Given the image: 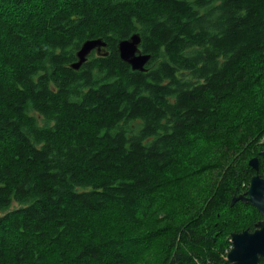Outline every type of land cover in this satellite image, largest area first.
Masks as SVG:
<instances>
[{
    "label": "trees",
    "instance_id": "trees-1",
    "mask_svg": "<svg viewBox=\"0 0 264 264\" xmlns=\"http://www.w3.org/2000/svg\"><path fill=\"white\" fill-rule=\"evenodd\" d=\"M263 149L264 0H0V264H229Z\"/></svg>",
    "mask_w": 264,
    "mask_h": 264
},
{
    "label": "water",
    "instance_id": "water-1",
    "mask_svg": "<svg viewBox=\"0 0 264 264\" xmlns=\"http://www.w3.org/2000/svg\"><path fill=\"white\" fill-rule=\"evenodd\" d=\"M141 42V34L134 32L129 37L119 40L117 47L123 61L130 64L134 70L145 71L151 54L142 50ZM93 52L102 56L109 54L108 43L103 37L85 40L76 52L77 59L70 66L79 69ZM260 155L264 157V150L260 152ZM249 163L257 171L252 176L247 191L234 196L231 205L237 200L244 203L251 202L261 212L263 219L255 223L253 231L243 229L231 233L232 244L227 254L229 264H264L260 260L264 256V177L259 173L258 156L251 158Z\"/></svg>",
    "mask_w": 264,
    "mask_h": 264
},
{
    "label": "flooded vegetation",
    "instance_id": "flooded-vegetation-1",
    "mask_svg": "<svg viewBox=\"0 0 264 264\" xmlns=\"http://www.w3.org/2000/svg\"><path fill=\"white\" fill-rule=\"evenodd\" d=\"M258 156V158H259V167H261V159H262V157L263 156H261L260 155V152H259V155H257ZM264 158V157H263ZM255 169V168H254ZM260 173V172H259ZM262 175V174H261ZM263 176V175H262ZM264 177V176H263ZM252 178V177H251ZM250 181H251V179H250ZM249 185H250V183H249ZM248 188H249V186H248ZM247 188V189H248ZM247 189L245 190V191H243V193H245L246 191H247ZM242 194V193H241ZM261 219H263V216L261 215V216H259L255 221H253V226H247V227H245L244 229H249L250 231H253L254 229H255V223H257L259 220H261ZM234 232V231H233ZM263 257V256H262ZM263 263V262H262Z\"/></svg>",
    "mask_w": 264,
    "mask_h": 264
},
{
    "label": "rangeland",
    "instance_id": "rangeland-1",
    "mask_svg": "<svg viewBox=\"0 0 264 264\" xmlns=\"http://www.w3.org/2000/svg\"><path fill=\"white\" fill-rule=\"evenodd\" d=\"M253 168H254V167H253ZM254 170L257 171L256 169H254ZM255 173H256V172H255ZM255 173H254V174H255ZM254 174H252V175H254ZM15 205H17V204L15 203ZM258 215H259V216L262 215L261 212H260L259 210H258L257 216H258Z\"/></svg>",
    "mask_w": 264,
    "mask_h": 264
},
{
    "label": "bare ground",
    "instance_id": "bare-ground-1",
    "mask_svg": "<svg viewBox=\"0 0 264 264\" xmlns=\"http://www.w3.org/2000/svg\"><path fill=\"white\" fill-rule=\"evenodd\" d=\"M263 150H264V149H263ZM263 150H262V151H263ZM260 152H261V151H260ZM262 177H263V176H262ZM250 203H251V202H250Z\"/></svg>",
    "mask_w": 264,
    "mask_h": 264
}]
</instances>
